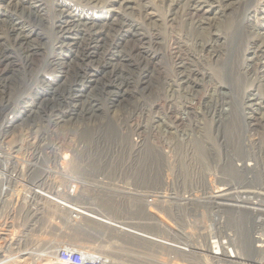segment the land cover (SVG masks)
<instances>
[{"label":"bare ground","instance_id":"6f19581e","mask_svg":"<svg viewBox=\"0 0 264 264\" xmlns=\"http://www.w3.org/2000/svg\"><path fill=\"white\" fill-rule=\"evenodd\" d=\"M155 1L164 18L154 0H0V264L17 245L42 260L26 242L47 203L184 264H264V0ZM104 200L158 207L124 222ZM169 220L175 243L144 230Z\"/></svg>","mask_w":264,"mask_h":264},{"label":"rangeland","instance_id":"374dc122","mask_svg":"<svg viewBox=\"0 0 264 264\" xmlns=\"http://www.w3.org/2000/svg\"><path fill=\"white\" fill-rule=\"evenodd\" d=\"M150 1H153V0H150ZM153 7H155L154 12L157 13V16L159 15L162 18L166 16L165 13L167 10H166L165 5H162L159 1L154 0ZM170 24L171 23H167V25L163 27V32L165 31L166 35H170V28H169L171 27ZM166 30L168 31V33ZM162 52L163 53L165 52V47L162 48ZM164 62L167 65V67H169L168 65L169 61L166 60ZM256 87L257 85L255 84V87L253 88H256ZM144 168H145L144 173H143L144 176L142 175V177H138V179H141V181L144 180L150 183V180L148 177H149V173L151 169L147 167H144ZM156 179L157 178H155V180ZM160 180L161 178H159V181H158L159 183H160ZM148 187L149 186H147V188ZM150 188H151V185L149 189ZM155 188L154 186H152V189L150 190H153ZM164 201L163 199H160L159 207H161V209L159 210H163L162 209L163 206L164 207L170 206L171 202H167V201L164 202ZM54 204L55 203H47L45 207L43 205L39 206L40 212H38L37 217L34 215V216H31V218H29V220H32V221L34 220V222L36 221L38 223L37 225H35L34 229L31 231L32 233L29 236V238L27 237L28 241L26 242V247L37 248L35 250H38L40 254L43 255L42 260H39L38 264H54V262L59 263L57 260L55 261V258L57 256V253L55 252V250L60 249V247L62 246H70L73 248L87 249L91 253H93L95 257L104 256V257L110 258L114 264L116 263L117 264H143L146 262L154 263V264H158V263L161 264L163 262L164 263L166 262L165 264H174L177 261L178 262L176 264L185 263V261L178 259V257L175 254L168 251L167 249L163 248L161 250L162 247H158V245H152V246L148 244L146 245L142 241L136 240L133 237L129 236V234L125 232H122V234H118L115 228H113V231H112L111 227L106 226L105 224L100 225V226L96 224L97 227L94 228V227H91L93 225V222H90L88 220L89 223L86 225L88 230H83L84 232H79L78 231V226H79L78 221H80V219L78 220L76 219L77 222L75 223L76 224L78 223L77 225L70 224L64 218V216L67 217V213L59 209ZM147 204L145 203L144 200L137 201L136 203H133L134 205L133 211H130L128 208V204L124 202L123 203L121 202L113 203L111 200L110 201L109 200L99 201L100 208L103 210V212L106 213V215H109L111 216V218H114V219L123 220L124 222L128 220H131L134 222H140L143 217L149 214V210H150L149 208L151 206H152L151 208L158 207L155 204L149 207V205ZM17 208L19 209L20 207H17ZM152 211L154 210L152 209ZM164 212L168 214L169 216L172 215L170 213H167L166 211ZM25 215H26L25 213L24 214L22 213V217L19 218V216H17L16 218H14V232L18 233L23 228L24 223L26 222ZM152 216L157 217L158 215L157 213L156 214L152 213ZM34 217H36L37 219ZM169 222L171 224L170 228L173 225L171 228L172 230L171 234H168L167 232H164V231L162 232V230L156 224L155 225L151 224L148 226L145 225L144 230L149 231L151 233L154 232L156 234L162 233L161 235H163L164 238H167L170 242L175 243L176 242V238L174 236L175 232L178 230H182V228L183 229L186 228L187 225L186 224L183 225L182 223L175 225L174 224L175 221L173 220H169ZM178 234L180 235V233ZM15 236L16 235H14V237ZM16 248L17 249H14V264H33L32 260L29 259V256H23V255L20 256L22 252L21 250H23L21 245H17ZM60 264H63V263H60Z\"/></svg>","mask_w":264,"mask_h":264},{"label":"crops","instance_id":"0c3cea01","mask_svg":"<svg viewBox=\"0 0 264 264\" xmlns=\"http://www.w3.org/2000/svg\"><path fill=\"white\" fill-rule=\"evenodd\" d=\"M81 221V220H80ZM90 222H93V221H90ZM83 223L82 222H79V226H78V231L79 232H84L83 230H88V228L86 227V225H82ZM96 224L97 223H94L93 222V225L91 226V227H94V228H96L97 226H96ZM107 226H109V225H107ZM111 227V226H110ZM107 228V227H106ZM111 230L113 231V227H111Z\"/></svg>","mask_w":264,"mask_h":264}]
</instances>
